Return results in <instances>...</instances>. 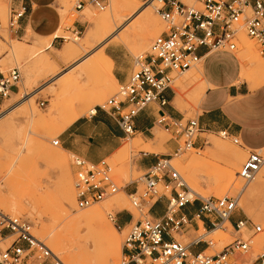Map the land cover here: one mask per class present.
Listing matches in <instances>:
<instances>
[{"label":"rangeland","instance_id":"obj_1","mask_svg":"<svg viewBox=\"0 0 264 264\" xmlns=\"http://www.w3.org/2000/svg\"><path fill=\"white\" fill-rule=\"evenodd\" d=\"M79 1L66 0V4H63V0H54L51 10L58 17V32H61L63 38H58L54 46L48 48L47 41L37 39L35 36L15 37L8 22L11 0H0V73L5 76L9 71L17 68L21 74L18 90L7 98L0 97V111L3 112L0 119V197H8L13 188L16 191L13 200L8 199L0 203V211L6 215L22 216L28 219L33 225L35 237L50 248L64 264H70L69 254L79 255L84 252L88 253L89 260L83 264H98V259L106 247V239L103 237L106 231L100 228L96 231H82L80 236L87 240V245L72 251L64 230L71 232L72 229L69 230L66 223L74 216L94 208L102 209L104 221L114 230V237L119 248V254L111 258L109 264H118L122 258V246L126 235L132 225L146 213L144 211L140 214L131 206L128 198L130 193L127 189L128 184L137 181L143 174L134 165V159L140 152V147L134 141L137 137L124 140L121 148L104 161V165L110 168L112 178L118 183L119 191L103 202L86 209H79L75 201L76 169L73 165L75 157L65 152L62 147L53 146L52 143L60 138L74 118L90 116L91 110L104 105L118 91L119 84L111 80V71L107 67H103L98 73L95 71L86 73L89 62L98 54L105 52L116 59V67H113L112 73L118 70L129 77L137 70L136 59L145 57L149 53L150 43L165 30V25L155 11V3L152 4L151 0H136L138 6L135 11L130 14L119 12L122 22L116 23L115 31L113 30L112 35L105 42L98 45L97 40H91L89 45H86V36L91 31L92 25L84 21L85 14L88 13L90 17L95 18L119 6L121 0H107V8L103 11L97 10L89 3L81 10H76L75 7ZM184 3L192 6L194 0H184ZM146 6L153 19L152 37L148 38L145 47L137 48L138 38L134 32L141 27V9ZM242 35H244L243 30L238 34L237 49L234 51L239 59L244 52ZM128 37L130 38L128 42L119 40ZM74 38H79V41L75 42ZM246 40L252 43L253 53L246 66L249 81L245 82L249 90H252L253 84L264 81V71L260 74L256 73L259 64L264 67V53L261 54L260 48L254 41L247 37ZM65 44L84 45L80 59L72 65L63 63L57 57L58 50ZM11 47L19 48L16 56L10 54ZM198 68L199 65H195L182 75L171 74L172 90L179 98L178 109L184 114V121L196 119L199 113L197 104H193L191 99L196 86L193 78ZM29 73H31L30 81L26 77ZM70 77L74 82L71 86H67L65 82ZM34 95L36 96L32 99L31 107L28 100ZM200 137L203 139L200 149L188 150L174 157L171 163L188 187H195L196 190L190 189L203 198L232 197L245 187L240 198L238 215L263 228V233L253 239L252 251L245 258L249 261L248 264H253L256 256L264 252V186L259 189L254 187L260 179H264V166L255 180L244 186L238 173L247 157V152H243L230 140L221 138L219 134H203ZM172 140H176L175 137L156 127L154 139L146 143L165 144ZM178 143L182 145L183 140H179ZM218 147H222L223 150H217ZM227 148L235 149L238 152L237 157H226L224 150ZM261 153L264 157V150ZM227 168L236 172V177L228 185L224 182V173ZM135 187L136 185H132L129 188L132 190ZM35 188L39 191H34ZM137 188L140 192L143 185L138 183ZM117 195L122 196L121 199L126 205L125 209H118L111 204L112 199ZM159 207L156 206L153 212L158 213ZM129 214L134 219L126 227H120L119 224L114 227L108 218V215L115 216L117 219L119 215L129 216ZM123 221L124 218L119 220L120 223ZM219 232L223 234L221 233L217 239L213 238L212 234L205 235L204 239L211 243L206 255L218 253L233 240L232 228L225 226ZM202 233H204L203 230L199 229V232H196L195 228H190L188 232L175 236V239L181 243H188ZM64 236H66L65 239ZM224 236L227 240L223 238ZM54 237L62 239V246L59 248L52 240ZM11 241L12 239L6 241L0 239V249L5 250ZM22 264L43 263L41 260L30 257Z\"/></svg>","mask_w":264,"mask_h":264},{"label":"built area","instance_id":"obj_2","mask_svg":"<svg viewBox=\"0 0 264 264\" xmlns=\"http://www.w3.org/2000/svg\"><path fill=\"white\" fill-rule=\"evenodd\" d=\"M151 2L156 4L155 11L165 30L153 40L149 53L136 59L137 70L119 85L116 95L97 108L116 118L128 137L134 135V121L139 113L152 103L166 105L163 94L172 89L171 74L182 75L200 64L201 58L197 54L200 48H205L208 54L234 53L238 34L243 30L245 36L258 45L261 54L264 53V0H194L192 6H187L184 0ZM87 3L99 11L107 8V0H80L75 9L81 10ZM25 14V5L11 7L9 27H18ZM20 81L21 74L17 68L5 76L0 73V97L7 98L17 91ZM2 114L0 111V118ZM157 124L178 141L183 140V144L179 145L173 157L157 160L137 181L128 184L127 187L136 185L128 194L131 206L140 214L146 213L126 235L118 264H248L245 258L252 251L253 239L263 233V228L238 215L239 202L244 186L254 181L264 166L261 151H247L238 173L244 188L235 196L203 198L188 187L171 163L174 157L196 149L201 135L198 120L184 121L163 115ZM218 134L241 146L239 139L227 131ZM52 144L60 147L58 140ZM73 165L76 169L75 201L79 209L101 203L119 191L118 183L104 162L90 165L75 157ZM138 183L143 185L140 192ZM157 204L162 205L160 217L151 215ZM108 218L113 224H119L115 216L108 215ZM130 219L132 223V215ZM199 222L205 231L223 229V223L229 222L233 240L218 253L206 255L210 242L198 236L188 243L175 239L190 228L198 232ZM0 239H12L5 250L0 249V264H22L30 257L41 260L43 264H64L35 237L33 225L25 217L10 216L0 211ZM201 247L203 249L200 250ZM253 264H264V252L256 256Z\"/></svg>","mask_w":264,"mask_h":264},{"label":"crops","instance_id":"obj_3","mask_svg":"<svg viewBox=\"0 0 264 264\" xmlns=\"http://www.w3.org/2000/svg\"><path fill=\"white\" fill-rule=\"evenodd\" d=\"M54 0H11V7L19 5L26 6V14L20 21L18 27L11 29L15 37L22 38L26 35L35 36L37 39L51 40V47L58 38L54 37L59 31V20L51 10ZM201 58L198 72L201 74L205 89L197 104V120L200 125L201 135L218 134L227 131L232 137L240 141L243 152L248 150H264V84L255 90H249L246 82L240 81L241 62L235 53L214 52L207 53L205 48L197 51ZM105 57L111 64L112 78L120 85L128 77L116 70L114 56ZM14 93V92H13ZM166 105L161 106L159 102L150 104L135 118L134 135L131 136L140 147L138 156L134 159L136 168L144 172L148 167L154 165L157 160L173 157L179 148L178 140H172L165 144H149L152 149L145 150L147 141L154 139L156 127L162 129L157 120L161 116L172 119H183L184 114L178 109L179 98L173 90H166L163 94ZM131 137L126 136L120 129L117 119L108 113L96 109L87 117H79L72 121L62 132L58 139L60 147L80 158L90 165H99L106 159L111 158L122 146V142ZM138 140V141H137ZM139 142V143H138ZM143 143V144H140ZM203 139L199 137L196 149L202 147ZM141 145V146H140ZM130 193L132 190L127 188ZM158 213L151 212L152 216L160 217L162 205ZM129 216L119 215L117 220L124 218L120 227L130 225ZM203 249L202 247L200 250Z\"/></svg>","mask_w":264,"mask_h":264},{"label":"bare ground","instance_id":"obj_4","mask_svg":"<svg viewBox=\"0 0 264 264\" xmlns=\"http://www.w3.org/2000/svg\"><path fill=\"white\" fill-rule=\"evenodd\" d=\"M152 3V2H151ZM63 4H66V0H63ZM153 4V3H152ZM138 6V2L136 0H121V4L119 6H116V8L114 7V9H112L111 11L108 12H104V14L97 16L95 18L90 17V15L88 13L85 14V18L84 21H88L90 25H92V29L91 31L87 34L86 36V41L85 44L89 45V42L92 40H97L98 41V45H100L101 43L105 42L111 35L112 33L115 31L114 27L116 25V23H121L122 22V17L119 14L120 11L122 12H126V13H131L133 11H135V8ZM140 6V5H139ZM68 8V6H67ZM119 8V9H118ZM85 12V11H84ZM141 27L139 30H136V32H134V35L137 36L138 38V46L137 48H143L147 45V41L148 38L152 35V27H153V19H152V15L150 13V11L148 10V6L144 7L141 9ZM95 15V14H94ZM90 30V29H89ZM114 30V31H113ZM61 32H57L54 37H58L61 36ZM132 35V34H131ZM139 35V36H138ZM154 36V35H153ZM152 37V36H151ZM242 44H243V56L240 58L241 60V73H240V80L241 81H249L248 77H247V72H246V66L247 63L250 61V57L252 56V46L249 42H247L246 40V36L245 34L242 35ZM53 37L48 38V39H40V40H45L47 41V47L51 48V40ZM85 38V37H84ZM156 38V37H155ZM69 39V38H68ZM129 37L128 38H120L119 40L122 42H128L129 41ZM136 39V38H135ZM248 39V38H247ZM73 41V40H72ZM74 41L77 42L79 41V38H74ZM120 43V42H119ZM135 44V43H134ZM151 44V43H150ZM77 45V44H76ZM84 45H73V44H65L63 45L57 52V57L59 60H61L63 63L65 64H69L72 65L74 64L77 60L80 59L81 55H82V49H83ZM97 46V44H96ZM150 46V45H149ZM10 47V46H9ZM104 47V46H103ZM102 49V48H101ZM149 49V48H148ZM21 50V49H20ZM57 51V50H56ZM90 51V50H89ZM88 51V53H89ZM141 52V51H140ZM19 53V48L18 47H11L10 48V54L12 56H16ZM84 53V52H83ZM91 60V58H90ZM47 63H49L48 60H46ZM89 61V60H88ZM41 62V61H40ZM259 63V62H258ZM249 64V63H248ZM103 67H107L109 69V71H111V64L110 61L105 57L104 54H98L94 59H92L89 62V66L87 68V70L85 71L86 73H90V72H100L102 70ZM251 71V69H250ZM264 71V67L259 64L256 70L257 74H260ZM111 75V74H110ZM28 78V81L31 80V73L27 74L26 76ZM86 77V76H85ZM111 80L113 82H116L113 78H111ZM95 81V80H94ZM193 81L196 82V86L193 89L192 92V102L193 104H198V102L200 101L203 93H204V89H205V84H204V80L201 76V74L197 71L196 76L193 78ZM73 80L71 79H67V81L65 82V84L67 86H71L73 84ZM96 82V81H95ZM93 83V82H92ZM264 84V81H262L261 83H256L252 85L251 89L255 90L258 87H260L261 85ZM92 85V84H91ZM106 85V84H105ZM66 88V87H65ZM72 90V89H71ZM107 90V89H106ZM105 90V91H106ZM110 90V88H109ZM63 91V90H62ZM109 93V92H108ZM36 95H34L33 97H31L28 102L29 105L32 107V99L35 97ZM63 96V95H62ZM78 96V94H77ZM94 97V96H93ZM58 99V98H57ZM81 99V98H80ZM79 99V101H80ZM86 100V99H85ZM60 101V99H59ZM56 102V101H55ZM81 102V101H80ZM94 105V103H93ZM88 106V105H87ZM86 111V110H85ZM95 109L91 110V113H94ZM81 113V112H80ZM79 115V113H77ZM77 115V116H78ZM82 115V113H81ZM3 116V114H2ZM79 117V116H78ZM81 117V116H80ZM2 118V117H1ZM0 118V119H1ZM76 119V118H74ZM73 119V121H74ZM138 141V140H137ZM139 143V142H138ZM137 144V143H136ZM143 144V143H140ZM138 145V144H137ZM141 146V145H140ZM150 145L148 144V146H143V148L145 150H149L151 147H149ZM229 147V146H228ZM152 149V148H151ZM150 149V150H151ZM217 150H220L223 148L222 147H218L216 148ZM154 150V148L152 149V151ZM224 153L226 154V157H237L238 152L235 149H225ZM58 159V158H57ZM193 163V162H192ZM70 177V176H69ZM236 177V172L230 168H227L225 170L224 173V182L226 185L230 184L234 178ZM71 182V181H70ZM264 186V179H260V181H258L254 187L255 189H259L262 188ZM9 187V185H8ZM12 188V187H11ZM64 188V186H63ZM74 188V187H73ZM192 190H196L195 187H190ZM66 189V188H65ZM69 189V188H68ZM6 190V189H5ZM32 190V189H31ZM34 191L36 190V192H38L39 190L37 188L33 189ZM32 190V191H33ZM9 191V190H8ZM68 191V190H67ZM18 192V191H17ZM1 193V192H0ZM16 195V191L15 188H13V190H11V192H9V196L6 198H2L0 197V203L2 204L3 202H6L8 199L13 200L14 196ZM70 197V196H69ZM122 196L121 195H117L114 196V198L112 199V203L114 204V206L118 209H125L126 205L124 203V201L121 199ZM223 198V197H221ZM110 204V205H111ZM67 205V204H66ZM10 206V205H9ZM16 207V206H15ZM76 208V207H75ZM9 209V208H8ZM14 209V208H13ZM102 210V209H101ZM99 209H91L85 213H81L78 214L76 216H74L72 219H70L67 223H66V227L70 230V228L72 229L71 232H67V229L64 230L65 235L68 237L67 242L69 243L70 249L72 251L75 250H79L81 248L86 247L87 245V240L83 237L80 236L82 231H96L97 228L100 229H104L106 231L105 235H103V237L106 239V247L104 249V251L102 252V254L100 255L99 259H98V264H109L110 259L114 258L116 255L119 254V248H118V243L114 237V230H112V228L108 227L104 221V215L102 213V211ZM18 211V209H17ZM20 212V211H19ZM113 226L115 227V224H113ZM223 229L225 226H228L230 228L231 225L229 222H224L223 223ZM64 227V226H63ZM65 227V228H66ZM64 228V229H65ZM199 228L200 230H203L204 233L199 234L198 237L200 239H204L205 235H213V238L215 237L216 239L219 238L218 236L222 233L219 232L220 228H215L209 231H205L202 222H199ZM68 230V231H69ZM102 231V230H101ZM116 231V230H115ZM103 232V231H102ZM101 232V233H102ZM199 232V231H198ZM207 233V234H206ZM225 233V232H224ZM223 234V233H222ZM63 235V234H62ZM64 236V239L65 237ZM102 236V234H101ZM102 237V238H103ZM225 240H227V237L224 236L223 237ZM54 244L56 247H60L62 246V239H60L59 237H54L52 238ZM102 240V239H101ZM206 241V240H205ZM90 242V241H88ZM96 244V243H95ZM105 244H103L104 246ZM95 249V248H94ZM52 251V250H51ZM53 252V251H52ZM69 252H71L69 250ZM54 253V252H53ZM55 254V253H54ZM88 253L84 252V254H79V255H72L69 254L68 258H69V262L70 264H83L84 262H87L89 260V257L87 255Z\"/></svg>","mask_w":264,"mask_h":264}]
</instances>
